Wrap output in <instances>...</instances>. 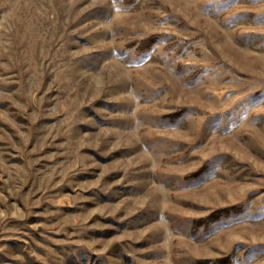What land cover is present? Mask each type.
Instances as JSON below:
<instances>
[{"label":"rangeland","instance_id":"1","mask_svg":"<svg viewBox=\"0 0 264 264\" xmlns=\"http://www.w3.org/2000/svg\"><path fill=\"white\" fill-rule=\"evenodd\" d=\"M220 260L264 264V0H0V264Z\"/></svg>","mask_w":264,"mask_h":264},{"label":"trees","instance_id":"2","mask_svg":"<svg viewBox=\"0 0 264 264\" xmlns=\"http://www.w3.org/2000/svg\"><path fill=\"white\" fill-rule=\"evenodd\" d=\"M147 46H150L151 44H152V41H149V42H147ZM142 50H144V49H142ZM215 264H226L224 261H217Z\"/></svg>","mask_w":264,"mask_h":264}]
</instances>
